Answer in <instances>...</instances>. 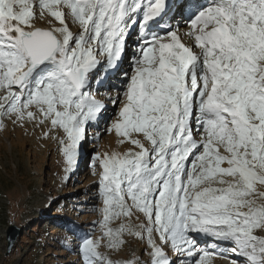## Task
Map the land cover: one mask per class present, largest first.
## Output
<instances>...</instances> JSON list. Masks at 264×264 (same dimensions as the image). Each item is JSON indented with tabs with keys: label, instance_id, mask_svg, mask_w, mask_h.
<instances>
[{
	"label": "snow or ice",
	"instance_id": "obj_1",
	"mask_svg": "<svg viewBox=\"0 0 264 264\" xmlns=\"http://www.w3.org/2000/svg\"><path fill=\"white\" fill-rule=\"evenodd\" d=\"M37 7L59 26L36 28ZM168 11V0H0V115L62 130L71 171L88 125L105 110L95 94L138 26L133 71L123 73L124 90L112 99L123 96L109 131L139 151L93 154L105 247L119 250L127 232L145 240L149 264H173L165 246L177 264H207L218 253L198 255V234L243 264H264V239L254 234L264 229V191L257 190L264 188V0H209L186 21L198 53L170 26L152 29ZM134 212L145 218L140 232L109 227ZM100 246V239L81 241L83 264H111Z\"/></svg>",
	"mask_w": 264,
	"mask_h": 264
},
{
	"label": "rangeland",
	"instance_id": "obj_2",
	"mask_svg": "<svg viewBox=\"0 0 264 264\" xmlns=\"http://www.w3.org/2000/svg\"><path fill=\"white\" fill-rule=\"evenodd\" d=\"M34 12V25L48 29L59 26L51 17L40 18L38 7ZM64 12L70 31L73 35H78L79 26L68 14V9H64ZM181 30L184 31L185 28ZM181 37L185 44L193 43L186 35ZM194 51L198 53L199 49ZM132 71L133 65L125 72L130 76ZM116 84L119 86L116 89L106 87L101 90L102 94L104 93L101 101L112 106L108 110L110 115L103 120L99 129L88 131V142L80 144L78 149L77 160L80 158V164H76L71 171H66L67 165L60 151L59 140L64 138L62 130L52 129L49 121L43 124L25 121L23 126H20L12 122L14 117L0 115V264H83L79 246L85 237H91L93 241L100 239L101 246L98 251L106 256L111 264H126L132 260L137 261V264H149L147 251L150 249H147L145 240L126 232L121 237L124 243L119 250H110L105 247L107 240L102 238L99 226L102 218L98 191L100 169L98 163L93 160V154L139 151L128 142L119 143L121 138H118L114 131H109L122 107V95L115 105L112 99L124 90L123 75ZM3 95L4 91L0 90V96ZM46 132L47 138L44 136ZM133 138L142 139L135 134ZM143 142L145 147H150L146 141ZM257 190L264 191V188L258 185ZM143 222V215L134 212L131 218L111 221L109 227L116 229L124 223L131 225L133 232H140L139 225ZM9 227L16 228L17 238L7 253L6 232ZM60 229L61 234L53 239ZM254 234L264 239V229L254 230ZM198 236L199 239L203 238ZM196 239L198 241V237ZM49 242L53 244L48 246ZM212 249L220 251L222 255H211L207 264H233L234 260L243 264V258L234 256L225 245L219 249L213 246ZM164 250L168 258L172 254L174 259V252L170 247L165 246ZM202 252L201 249L198 255ZM196 258L198 257H180L185 260ZM174 262L177 264V260Z\"/></svg>",
	"mask_w": 264,
	"mask_h": 264
},
{
	"label": "water",
	"instance_id": "obj_3",
	"mask_svg": "<svg viewBox=\"0 0 264 264\" xmlns=\"http://www.w3.org/2000/svg\"><path fill=\"white\" fill-rule=\"evenodd\" d=\"M36 28H40L42 30H49L46 27L43 26H38V25H34ZM17 238V231L16 228L14 227H9L7 232H6V240H7V253L10 251V249L12 248V246L14 245L15 241Z\"/></svg>",
	"mask_w": 264,
	"mask_h": 264
},
{
	"label": "bare ground",
	"instance_id": "obj_4",
	"mask_svg": "<svg viewBox=\"0 0 264 264\" xmlns=\"http://www.w3.org/2000/svg\"><path fill=\"white\" fill-rule=\"evenodd\" d=\"M204 1H207V0L200 1V3L203 4ZM208 3H209V1H207L205 5H207ZM195 5H196V4H195ZM188 19H189V18H187V19L184 20V21H185L184 26H185V28L187 27V28L185 29V31H188V25H187V23H186V21H187ZM178 30H179V28L177 29V32H178ZM179 34H180V33H179ZM179 34H178V35H179ZM192 47L194 48V46H192ZM197 237H198V241H199V236L197 235ZM203 238H204V237H203Z\"/></svg>",
	"mask_w": 264,
	"mask_h": 264
}]
</instances>
